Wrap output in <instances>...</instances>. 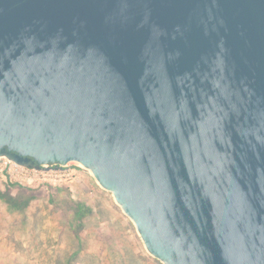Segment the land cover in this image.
I'll list each match as a JSON object with an SVG mask.
<instances>
[{
  "label": "water",
  "instance_id": "water-1",
  "mask_svg": "<svg viewBox=\"0 0 264 264\" xmlns=\"http://www.w3.org/2000/svg\"><path fill=\"white\" fill-rule=\"evenodd\" d=\"M79 164L163 264H264V0H0V161Z\"/></svg>",
  "mask_w": 264,
  "mask_h": 264
},
{
  "label": "rangeland",
  "instance_id": "rangeland-1",
  "mask_svg": "<svg viewBox=\"0 0 264 264\" xmlns=\"http://www.w3.org/2000/svg\"><path fill=\"white\" fill-rule=\"evenodd\" d=\"M4 184L25 205L15 212L7 208L11 218L1 217L0 226H29L23 250L38 260L32 264H163L149 254L112 193L81 165L32 171L4 159Z\"/></svg>",
  "mask_w": 264,
  "mask_h": 264
},
{
  "label": "crops",
  "instance_id": "crops-1",
  "mask_svg": "<svg viewBox=\"0 0 264 264\" xmlns=\"http://www.w3.org/2000/svg\"><path fill=\"white\" fill-rule=\"evenodd\" d=\"M6 192V184L0 186V194L4 195ZM7 205L8 204L0 198V207L2 208L0 219L1 217L6 220L11 218V215L7 213L8 209H10ZM5 224V226H0V264H32V261L34 262V260L37 259L28 254H24L25 251L23 250V248L26 249L28 246V242L24 239L25 237L23 235L24 233H29V226L7 222H5ZM23 229H26L25 232Z\"/></svg>",
  "mask_w": 264,
  "mask_h": 264
},
{
  "label": "trees",
  "instance_id": "trees-1",
  "mask_svg": "<svg viewBox=\"0 0 264 264\" xmlns=\"http://www.w3.org/2000/svg\"><path fill=\"white\" fill-rule=\"evenodd\" d=\"M0 198L6 202L8 204V206L10 207V209L12 211H19L22 208H24L25 202H23L22 200L19 201L14 195L13 193H11L10 191H8L3 195L0 194Z\"/></svg>",
  "mask_w": 264,
  "mask_h": 264
},
{
  "label": "built area",
  "instance_id": "built-area-1",
  "mask_svg": "<svg viewBox=\"0 0 264 264\" xmlns=\"http://www.w3.org/2000/svg\"><path fill=\"white\" fill-rule=\"evenodd\" d=\"M16 165V164H15ZM17 168H20V169H24V170H32V171H37V170H34V169H27V168H23V167H20L18 165H16Z\"/></svg>",
  "mask_w": 264,
  "mask_h": 264
}]
</instances>
